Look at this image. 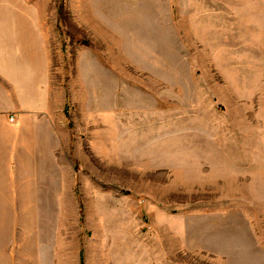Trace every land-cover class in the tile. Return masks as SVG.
I'll return each instance as SVG.
<instances>
[{"label":"rangeland","instance_id":"374dc122","mask_svg":"<svg viewBox=\"0 0 264 264\" xmlns=\"http://www.w3.org/2000/svg\"><path fill=\"white\" fill-rule=\"evenodd\" d=\"M20 1L51 105L0 264H264V0Z\"/></svg>","mask_w":264,"mask_h":264},{"label":"crops","instance_id":"0c3cea01","mask_svg":"<svg viewBox=\"0 0 264 264\" xmlns=\"http://www.w3.org/2000/svg\"><path fill=\"white\" fill-rule=\"evenodd\" d=\"M20 2L0 0V188L18 157L38 153L44 127L37 121L51 105L40 13L23 9Z\"/></svg>","mask_w":264,"mask_h":264},{"label":"built area","instance_id":"2783aa9c","mask_svg":"<svg viewBox=\"0 0 264 264\" xmlns=\"http://www.w3.org/2000/svg\"><path fill=\"white\" fill-rule=\"evenodd\" d=\"M14 120H15V117H11V118H10V121L13 122Z\"/></svg>","mask_w":264,"mask_h":264}]
</instances>
